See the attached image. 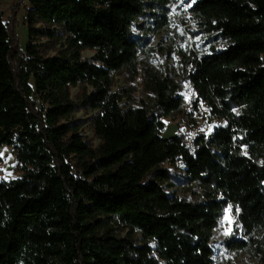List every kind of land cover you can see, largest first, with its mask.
Returning <instances> with one entry per match:
<instances>
[{"label":"trees","instance_id":"trees-1","mask_svg":"<svg viewBox=\"0 0 264 264\" xmlns=\"http://www.w3.org/2000/svg\"><path fill=\"white\" fill-rule=\"evenodd\" d=\"M28 1L26 51L0 9V148L13 147L23 171L0 178V264H224L214 259L212 239L229 205L249 239L227 245H260L264 264L257 238L264 232V0H192L193 16L226 42L196 59L188 76L211 115L227 121L196 138V155L181 135L163 139V119L184 104L172 79L153 74L148 82L158 115L124 109L113 91L115 74H138L143 44L134 24L169 0ZM61 34L69 55L45 57L34 43ZM86 49L96 54L85 59ZM81 83L94 87L82 105L99 110L98 149L64 122L77 109L68 89ZM85 157L94 162L82 178L72 160ZM178 161L185 179L204 189L202 201L167 193L172 175L161 166ZM111 220L138 231L143 243L109 230L101 236Z\"/></svg>","mask_w":264,"mask_h":264},{"label":"rangeland","instance_id":"rangeland-1","mask_svg":"<svg viewBox=\"0 0 264 264\" xmlns=\"http://www.w3.org/2000/svg\"><path fill=\"white\" fill-rule=\"evenodd\" d=\"M192 4V0H169L165 4L166 8L156 7L151 10V14L149 10L147 17L140 18L134 24V34L141 39L143 44L139 55L138 74L135 75L128 70L115 74L113 91L122 96L124 109L145 107L149 112L158 115V110L155 108L156 100L150 92L151 87L148 82L153 74L161 78L168 77L180 87L178 96L183 98L184 104L180 112L163 119L167 128L176 126V134L179 135L188 120H193L198 133L209 137L217 128L226 127L227 121L211 115L208 106L199 101L198 94L188 76L193 70L196 59L209 55L213 48L223 49L226 42L217 38L216 33H211L202 19L193 16L190 12ZM30 8L31 5L28 0H0V9L4 12V21L15 32L23 51H26L29 43V28L25 18ZM166 12L169 19L168 25L158 29L156 21H161V15ZM153 13L157 16H154ZM36 27L42 28L43 25L40 23ZM67 37L65 34L53 39L39 37L34 43L37 44L45 57L69 55L71 51ZM95 54L94 50L86 49L83 52V57L91 59ZM68 92L69 101L77 104V109L64 122L71 124L73 131L81 135L88 145L98 149L101 140L96 135L94 119L98 116L99 110H93L82 105L83 94L85 92L91 94L94 92V87L90 84L81 83L77 86H70ZM195 101H199L198 106L195 105ZM245 155L248 154L245 152ZM0 156L2 158L0 178L3 181L9 182L23 176L13 147H1ZM93 162L94 160L89 157L73 158L72 165L76 176L84 178L86 176L84 173L85 165ZM161 168L167 169L172 175V179L164 184L168 194L193 201L204 199V189L197 184H190L185 179L184 165L181 161L175 164L167 162ZM242 228V224L239 222V210L229 205L225 209L224 216L219 227L214 231L212 239V247L215 251L214 259L217 262L224 264H263L262 254H259L260 245H249L242 250L227 245L228 239L239 241L249 239ZM108 230L120 239H133L139 245L143 243L138 231H132L131 228L117 224L113 220L107 221L100 230V235L104 237ZM257 238L264 240V232Z\"/></svg>","mask_w":264,"mask_h":264},{"label":"built area","instance_id":"built-area-1","mask_svg":"<svg viewBox=\"0 0 264 264\" xmlns=\"http://www.w3.org/2000/svg\"><path fill=\"white\" fill-rule=\"evenodd\" d=\"M211 110L210 107H208ZM181 136L184 137V144L189 149L191 155H196L199 149V146L195 144V140L200 134L196 129L195 123L193 120H188L185 124L184 129L180 132Z\"/></svg>","mask_w":264,"mask_h":264},{"label":"water","instance_id":"water-1","mask_svg":"<svg viewBox=\"0 0 264 264\" xmlns=\"http://www.w3.org/2000/svg\"><path fill=\"white\" fill-rule=\"evenodd\" d=\"M176 131H177L176 126H169L163 136V139L167 141L177 137L178 135L176 134Z\"/></svg>","mask_w":264,"mask_h":264}]
</instances>
